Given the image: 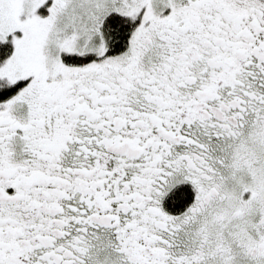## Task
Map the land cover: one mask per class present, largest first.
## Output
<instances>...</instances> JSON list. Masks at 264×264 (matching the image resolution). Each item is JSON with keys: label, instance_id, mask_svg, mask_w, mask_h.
Listing matches in <instances>:
<instances>
[{"label": "snow or ice", "instance_id": "snow-or-ice-1", "mask_svg": "<svg viewBox=\"0 0 264 264\" xmlns=\"http://www.w3.org/2000/svg\"><path fill=\"white\" fill-rule=\"evenodd\" d=\"M0 264H264V0H0Z\"/></svg>", "mask_w": 264, "mask_h": 264}]
</instances>
